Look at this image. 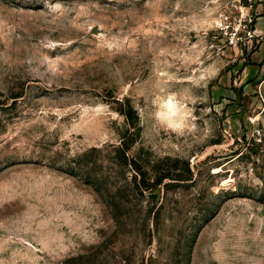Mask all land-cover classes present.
Here are the masks:
<instances>
[{"label": "rangeland", "instance_id": "374dc122", "mask_svg": "<svg viewBox=\"0 0 264 264\" xmlns=\"http://www.w3.org/2000/svg\"><path fill=\"white\" fill-rule=\"evenodd\" d=\"M259 3L0 0V264H264Z\"/></svg>", "mask_w": 264, "mask_h": 264}, {"label": "built area", "instance_id": "2783aa9c", "mask_svg": "<svg viewBox=\"0 0 264 264\" xmlns=\"http://www.w3.org/2000/svg\"><path fill=\"white\" fill-rule=\"evenodd\" d=\"M248 21L250 22L251 20L249 19ZM238 26H244L245 28L247 27V22L245 21L244 18L238 19Z\"/></svg>", "mask_w": 264, "mask_h": 264}, {"label": "crops", "instance_id": "0c3cea01", "mask_svg": "<svg viewBox=\"0 0 264 264\" xmlns=\"http://www.w3.org/2000/svg\"><path fill=\"white\" fill-rule=\"evenodd\" d=\"M260 6H263V7H264V5H263L262 3H259V4L257 5V7H256V10H257V9H260V8H259ZM256 15H260V13H256ZM262 18H263V16H258V17H257L258 20H260V19H262Z\"/></svg>", "mask_w": 264, "mask_h": 264}, {"label": "bare ground", "instance_id": "6f19581e", "mask_svg": "<svg viewBox=\"0 0 264 264\" xmlns=\"http://www.w3.org/2000/svg\"><path fill=\"white\" fill-rule=\"evenodd\" d=\"M169 108H170L171 111H173V107H172V105H169Z\"/></svg>", "mask_w": 264, "mask_h": 264}]
</instances>
